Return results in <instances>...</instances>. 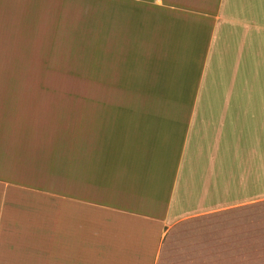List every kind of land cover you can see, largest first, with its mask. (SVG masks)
<instances>
[{"label":"crops","instance_id":"obj_1","mask_svg":"<svg viewBox=\"0 0 264 264\" xmlns=\"http://www.w3.org/2000/svg\"><path fill=\"white\" fill-rule=\"evenodd\" d=\"M0 20L51 38L0 31V67L83 58L0 76V264H159L182 225L264 209V0H0Z\"/></svg>","mask_w":264,"mask_h":264},{"label":"rangeland","instance_id":"obj_2","mask_svg":"<svg viewBox=\"0 0 264 264\" xmlns=\"http://www.w3.org/2000/svg\"><path fill=\"white\" fill-rule=\"evenodd\" d=\"M39 7L45 8V3H37ZM38 16V15H37ZM40 18L28 19L24 25L28 28L35 30L40 28H46L55 26L52 23L53 19H48L45 14L40 13ZM16 21L18 27V19L7 20V22ZM6 29V21L0 20V31L4 33V37L8 39V43L3 44V47L17 46L21 44L22 47L37 46L41 44H49L50 36L44 35H32L24 36L21 41H17V36H8ZM15 39L16 41H11ZM76 54L70 51V58L67 60V64L62 66H48L39 67L35 65H14L9 67H0V76H31V75H53L63 74L70 70V75H81L82 74V55ZM57 72V73H56ZM81 83L78 84H67L70 89H76L78 86L81 87ZM66 86L63 83L54 84L53 89L60 90L65 89ZM58 87V88H57ZM81 89V88H80ZM241 214H225L220 219H197L195 221L188 222L181 227L177 228L172 232L167 242L165 243L159 264H195L194 255L198 252L208 253L206 258L202 259L203 264H242L245 260L244 252L251 251L258 252L260 247L264 248V241L245 239L243 237L253 236L252 234H264V212L257 221H263V227L247 226L245 219V213ZM244 213V214H242ZM251 234V235H250ZM255 237H262L256 235ZM247 238V237H246ZM264 251V249H263ZM235 254L236 257L233 255ZM257 254V253H256ZM248 256V255H246ZM251 257H253L251 255ZM258 262L257 260H251Z\"/></svg>","mask_w":264,"mask_h":264},{"label":"trees","instance_id":"obj_3","mask_svg":"<svg viewBox=\"0 0 264 264\" xmlns=\"http://www.w3.org/2000/svg\"><path fill=\"white\" fill-rule=\"evenodd\" d=\"M245 219H247L246 220V225L247 226H249V227H251V226H254V227H256V225L258 224V228H261L262 229V227H263V221L262 222H260V221H257L256 219L258 218V219H260V216L263 214L262 212H264V209L262 210H260V211H258V209H253V208H250V209H246L245 210ZM251 235V234H250ZM253 236H251V237H254V236H256V235H260V236H264V234H252Z\"/></svg>","mask_w":264,"mask_h":264}]
</instances>
